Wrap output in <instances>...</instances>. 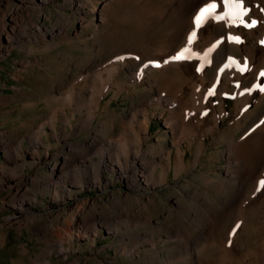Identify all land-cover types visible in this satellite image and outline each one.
I'll return each mask as SVG.
<instances>
[{"label": "rangeland", "instance_id": "374dc122", "mask_svg": "<svg viewBox=\"0 0 264 264\" xmlns=\"http://www.w3.org/2000/svg\"><path fill=\"white\" fill-rule=\"evenodd\" d=\"M183 1L0 0V264H264V128L245 145L242 181L231 150L264 117L259 16L245 0L242 46L184 70L176 89L188 98L189 77L212 100L209 120L179 140L168 103L149 102L164 73L150 65L183 48L207 6L187 23ZM221 28L206 29L207 45ZM232 51L251 65L240 84L260 80L246 99L237 75L218 81Z\"/></svg>", "mask_w": 264, "mask_h": 264}, {"label": "bare ground", "instance_id": "6f19581e", "mask_svg": "<svg viewBox=\"0 0 264 264\" xmlns=\"http://www.w3.org/2000/svg\"><path fill=\"white\" fill-rule=\"evenodd\" d=\"M205 1L207 5L212 4V3L216 4V8L212 14L213 16L224 15L225 13L229 12V8L225 0H184L183 2H181V7L185 9L186 11L185 13L187 15V21H186L187 23L190 22V17L194 9H196L198 5H201V3ZM244 1L245 0H242V6L244 4ZM252 7H253V10L259 16V24H258L259 25L258 29L260 31L259 37L261 41L264 43V0H253ZM245 12L246 10L244 11L242 16H239L235 19V22H233V17L231 16H228L223 20H216L214 18H208L206 19L205 22L202 23L200 27L196 26V22L194 19L193 24H192L193 29L190 28L191 29L190 34L195 32V36L193 37L192 42L190 44L188 43V38L190 34L185 33L183 36V42H182L183 48L182 49L184 48L189 49L187 58L182 59V60H172L171 57L176 55L179 52L178 51L177 53L171 54L169 56L161 54L162 55L161 57L163 58V60H161L162 59L161 58L160 60L158 59L154 63L153 62L151 63L150 65L151 67H154V66L164 67V73H163L162 78L160 79V84L162 86L163 93L159 97L151 99L149 102L161 103L165 101L168 103L173 113V117H172L171 122L169 120H166L165 123L167 125L170 124V126L173 129V134L175 138L178 137L177 139L184 140L190 137L191 135L194 134L195 129L198 127V124L209 120L208 119L209 116L206 117L207 114L209 113V109H207V105L212 100L211 96L209 99H207L208 97H205V100H204L203 99L204 96L202 97V95H204V89H205L204 84L198 81H192V79L189 77L186 78L187 80L191 81L190 83L191 88H190L189 96L188 98H185L183 96V93L180 91V90H183L182 87L180 86V83L184 82L182 81L184 77L183 76L184 70H188L190 66L192 64L194 65V62H196L199 58L201 62L198 67L199 70H202L206 68L208 65L213 64L215 62L216 54L219 51L220 52L222 51L224 44L228 43L235 49L240 48L242 46V43H241L242 35L237 32L236 27H237L238 21L244 18ZM211 23H215V24L217 23L218 25H222L224 32L221 33L222 35H220V37L217 40L207 45L206 29H208ZM256 23H258V21L254 22V24ZM188 26H190V24ZM7 32L8 31L5 28V26H2L0 28V39L2 40L1 42L3 43H4V38L6 36H9ZM230 37H239L240 42H236L234 39H231ZM235 51H232L226 57V59L220 65H218L217 67L218 81L221 80V76H223V74L225 73L229 75L231 74L237 75V77H234V78H236V82L238 83V86H239L238 97H242V96L244 97L245 95L248 96L249 94H252L254 92L253 91L254 87L260 84V80L258 81V83H255L252 87H248V86L244 87L240 84V80H241L240 77L243 75V73H245L246 69L251 67V65L248 63L247 60L241 59ZM245 65H246V69H245ZM147 71H148V67L143 66L142 68L138 70L136 76L138 78L142 77L145 75ZM169 71L174 72L172 73L173 75L172 74L166 75L167 72ZM224 76H226V74ZM176 87H180V90H177ZM246 96H245V99H246ZM260 98L264 99V91H262V95ZM211 119L213 122L211 129L212 130L218 129L219 128V118L215 116L214 119L213 118ZM262 121H264V117L261 118L260 121L257 124H255V128L253 126V128L251 129L252 131L248 132L243 138L236 140V136L233 137L232 144H231L232 154L235 156V160L239 164L242 163L241 164L242 166L240 168L241 171L238 174L237 179L236 178L234 179V182L242 181L245 178L247 171L250 172L252 168L251 167L252 165H250L248 161H246L248 159L244 157L243 152H244L246 144L255 143L253 139L256 137V135H259L262 128H264V123H262ZM259 138L260 139H258L257 137L258 140L264 141V132L263 133L261 132V136ZM91 147H92V144L89 143L87 145V150L91 149ZM136 156L137 154H135L134 157ZM129 161H130L129 156L126 153L123 156V159L121 161L120 159L117 161V167H118L117 169L119 170L120 173H126L128 169H130ZM133 170L134 172L136 171V173H140L141 176H146L148 174L147 173L148 169L143 168V166H142V169H139L137 166H135Z\"/></svg>", "mask_w": 264, "mask_h": 264}, {"label": "snow or ice", "instance_id": "6c2138e0", "mask_svg": "<svg viewBox=\"0 0 264 264\" xmlns=\"http://www.w3.org/2000/svg\"><path fill=\"white\" fill-rule=\"evenodd\" d=\"M225 2L229 8V12L225 13L224 15H216V16L212 15L215 8H216L215 3L208 4L206 7L201 8L199 13L195 16L196 26L200 27L202 25V23L205 22L206 19H208V18H214L216 20H223L226 17L231 16V17H233V22H235V19L237 17L243 15L245 10L242 7V0H225ZM240 22L243 23L244 21L241 19ZM248 26L250 27L252 25H248ZM194 36H195V32H193L189 35V38H188L189 44L192 42V39ZM230 38L234 39L236 42H240L239 37H230ZM188 53H189L188 48L181 49L176 55L172 56L171 59L172 60L185 59V58H187ZM122 58L123 57H118L117 59H122ZM245 69H246V65H245ZM261 75H264V72H262ZM257 87H259V85ZM261 90L264 91V88H261ZM211 94H212V92L210 91L209 95H211ZM262 123H264V121H262ZM260 188H264V178H262L259 181L257 191H259ZM239 227H240V225L237 224L235 226V228L233 229V232L230 235H234L236 228H239ZM229 244H231V241H229Z\"/></svg>", "mask_w": 264, "mask_h": 264}]
</instances>
